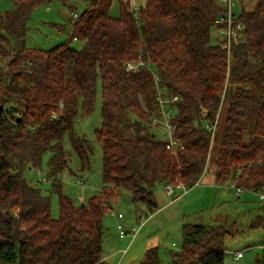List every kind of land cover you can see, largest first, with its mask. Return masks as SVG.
<instances>
[{
  "label": "trees",
  "instance_id": "trees-1",
  "mask_svg": "<svg viewBox=\"0 0 264 264\" xmlns=\"http://www.w3.org/2000/svg\"><path fill=\"white\" fill-rule=\"evenodd\" d=\"M83 1L87 10L70 36L83 44L80 51L26 47L33 12L51 0H13V10L0 11V264H109L104 223L117 190L152 212L154 189L193 188L209 155L217 185L231 179L237 190L264 191V0L252 10L237 0L244 39L231 52L212 43L225 12L220 0H146L137 15L131 0H121L118 19L109 15L113 0ZM99 91L103 189L76 207L62 193L65 141L89 167L92 147L78 134V118L94 113ZM160 92L179 97L171 117L183 146L177 156L151 131ZM219 112L212 141L206 124ZM48 154L58 219L51 199L24 175L41 170ZM252 228L264 229V199ZM238 232L236 223L185 225L174 264H225L226 240ZM142 264H163L159 249H148Z\"/></svg>",
  "mask_w": 264,
  "mask_h": 264
},
{
  "label": "rangeland",
  "instance_id": "rangeland-1",
  "mask_svg": "<svg viewBox=\"0 0 264 264\" xmlns=\"http://www.w3.org/2000/svg\"><path fill=\"white\" fill-rule=\"evenodd\" d=\"M120 1L113 0L109 15L113 19L120 17ZM237 2V13L241 7ZM257 0H247L245 8L252 10ZM146 4V0H131V10L137 15L138 10ZM13 0H0V11L6 13L13 10ZM87 10L83 0H51L48 5L38 7L28 23V33L25 38V45L30 49L51 51L56 47L68 44L71 49L80 51L83 44L80 41H70L71 29L77 18ZM219 32L215 29L212 33V43L218 45ZM157 76V74H156ZM13 106L10 104L8 107ZM102 99L101 92H98L95 111L91 116L78 118V134L87 137L92 147L91 163L89 167L83 168L81 159L73 149L69 139L65 141V150L68 154V168L63 173L62 193L69 197L76 207L87 203V201L101 194L103 189L102 167L103 149L95 137V131L102 126ZM18 115H21L18 113ZM206 124V123H205ZM151 131L160 136L157 131ZM210 157L209 165L212 157ZM50 155L43 158L41 170L27 169L24 173L26 179L32 186L40 188L44 196L51 199L52 217H60L59 196L53 192V181L48 177V161ZM206 179L196 184L190 191L186 203L187 211H183L182 205H169L175 197L167 196V186L160 185L154 190L157 205L168 204L162 211L158 209L149 210L145 204H135L130 192L119 188L117 199L111 202V211L106 216L104 223V257L109 264H142L148 249L158 248L160 260L163 264H174L176 255L182 246L183 225H210L230 227L236 223L238 234L234 238L226 240L225 264H259L258 260L264 263V229H253L252 225L257 217L263 215V193L251 191H237L247 195V198L238 203V199L232 195L227 201L216 190L204 189L207 187ZM79 181L84 184L80 186ZM226 183L224 187H230ZM201 186V187H200ZM234 187V185H233ZM235 188V187H234ZM181 193V191H180ZM183 193V192H182ZM186 194V193H185ZM158 195V196H157ZM202 198V199H200ZM161 205V206H162ZM158 208L160 209V207ZM14 212L17 213V210ZM191 215L189 216V214ZM112 214H122L124 219L121 223L126 230L139 228L142 222L146 221L139 231L137 240L128 248L130 239L118 238L117 221ZM187 216L186 221L184 220ZM154 217V219H152ZM128 248V250H127ZM128 251L122 257V252ZM243 253L244 258L236 261L234 256Z\"/></svg>",
  "mask_w": 264,
  "mask_h": 264
},
{
  "label": "built area",
  "instance_id": "built-area-1",
  "mask_svg": "<svg viewBox=\"0 0 264 264\" xmlns=\"http://www.w3.org/2000/svg\"><path fill=\"white\" fill-rule=\"evenodd\" d=\"M236 1L237 0L219 1L220 5L224 8L225 12L216 21L217 24L216 29L219 32L218 45L222 50L227 52H231L233 46H239L244 39L243 38L244 25L242 24L241 21L238 20ZM79 20L80 18L76 19V21ZM136 67L137 66L135 65H128L129 70L134 69ZM156 80H159L157 76H156ZM157 101L159 103V110L153 113L150 126L153 130L155 129L160 136H162L160 140L166 143V149L168 150V152L174 156H177L178 152L183 149V146L174 136L176 126L172 123L171 117L173 112L172 105L179 101V97L175 96L173 98H167L164 97L160 92L158 93ZM18 117H21V115H18ZM219 118H220V112L218 113L214 123L206 124L207 130H209L210 133L212 134V141L215 136ZM209 161H210V157H208L207 160L206 170L209 167ZM78 184L82 186L84 182L79 181ZM175 190H180L183 193L188 192V188L184 184L178 183L175 186L167 185L166 192L168 196H172ZM238 191H244V190L240 189ZM112 217H114L118 223L117 230H118L119 239L134 240L138 236L139 231L143 224L139 228H132L130 231H128L121 223V221L124 219V216L122 214L119 215L112 214ZM126 254L127 251L126 250L123 251V257L126 256ZM241 258H243V253H237L235 259L239 260Z\"/></svg>",
  "mask_w": 264,
  "mask_h": 264
},
{
  "label": "crops",
  "instance_id": "crops-1",
  "mask_svg": "<svg viewBox=\"0 0 264 264\" xmlns=\"http://www.w3.org/2000/svg\"><path fill=\"white\" fill-rule=\"evenodd\" d=\"M215 170L213 169V166H212V163L209 165V167H208V170L205 172V175H204V177L202 178L203 179V181L206 179V176H207V174H210V177L208 178V180H207V187L206 188H204L205 190L206 189H211V190H216V192H218L219 194H221V196H223V200H225V201H227V199H229V196L230 195H232V191H233V193H234V197L236 198V199H238L239 201H238V203H242L246 198H247V195H245V194H242V192H238L237 190H236V188H234L233 187V182H232V180L231 179H229L226 183H231V185H230V187H228V188H226V187H224L223 185H225V184H223V185H217L216 184V176H215V172H214ZM202 179H201V181H202ZM200 181V182H201ZM199 184V183H198ZM201 187V186H200ZM192 190V188L190 189V191ZM155 191V190H154ZM190 191H189V193H190ZM244 192V191H243ZM189 193H180V190H175L174 191V194L172 195V196H169V197H175L174 199H172V201H170V203H169V205H175V204H178V205H182L183 207H184V210L183 211H187L186 210V208H185V205H184V203H186V200H187V197L189 196ZM155 195V194H154ZM158 196V195H157ZM168 196V195H167ZM200 199H202V198H200ZM160 203H161V205H162V203H163V200H161L160 201ZM159 206L160 207V209L158 208V210L159 211H162L168 204L166 203V204H164V205H162V206ZM191 215V213L189 214V216ZM114 218V217H113ZM152 219H154V217L152 218ZM186 219H187V216H185V218H184V220L186 221ZM115 221H117L116 219H115ZM146 223V221H144V222H142V224L144 225ZM143 225H142V227H143ZM185 225H187V223L185 224ZM185 225H183V226H185ZM189 225V224H188ZM191 225H193V224H191ZM141 227V228H142ZM132 229V228H131ZM131 229H129L128 231H130ZM139 235V234H138ZM138 237V236H137ZM137 237L134 239V240H131L130 239V244H129V246H128V248L132 245V243H134L135 242V240H137ZM119 238V237H118ZM120 240V239H119ZM128 248H127V250H128ZM120 252H122V257H123V250L122 251H120ZM128 252V251H127ZM238 253H241V252H238ZM127 255V254H126ZM237 255V254H236ZM235 255V256H236ZM235 256H234V259H235ZM243 258H244V256H243ZM243 258H241V259H243ZM241 259H239V260H241ZM106 260V259H105ZM236 260V259H235ZM239 260H236V261H239Z\"/></svg>",
  "mask_w": 264,
  "mask_h": 264
},
{
  "label": "water",
  "instance_id": "water-1",
  "mask_svg": "<svg viewBox=\"0 0 264 264\" xmlns=\"http://www.w3.org/2000/svg\"><path fill=\"white\" fill-rule=\"evenodd\" d=\"M60 107H61V108L63 107V103L60 104Z\"/></svg>",
  "mask_w": 264,
  "mask_h": 264
}]
</instances>
